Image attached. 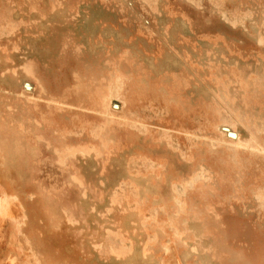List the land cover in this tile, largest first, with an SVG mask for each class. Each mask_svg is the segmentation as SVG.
I'll use <instances>...</instances> for the list:
<instances>
[{"label": "bare ground", "instance_id": "6f19581e", "mask_svg": "<svg viewBox=\"0 0 264 264\" xmlns=\"http://www.w3.org/2000/svg\"><path fill=\"white\" fill-rule=\"evenodd\" d=\"M74 9L72 0H0V180L6 188L0 211L19 202L24 239L37 251L44 248L40 264H80L67 239L75 230L86 249L110 250L119 259L111 264H163L139 243L126 242V234L134 235L131 230L142 225L127 197L133 194L137 203L151 198L154 213L167 212V220L182 230L183 264L196 256L199 264H211L207 253L200 255V245L210 243L209 220L201 215L216 209L207 199L218 195L232 203L235 197L242 211L264 207V179L253 175L264 162V135L256 128L261 125L264 134V60L242 65L252 73L240 76L230 65L237 60H223L225 46L204 41L203 57L227 62L208 77L189 62V53L198 50L178 43L188 31L182 21L160 28L157 59L126 43V32L110 26L95 7L80 8L81 20L69 35ZM251 36L264 43V33ZM72 42L76 66L70 67L74 78L69 80L64 71ZM31 77L35 93L25 90L24 80ZM125 83L131 102L118 117L110 103ZM70 90L75 94L68 102ZM155 94L160 95V126L154 136L145 120L152 114L144 116L142 105ZM198 102L214 121L196 116ZM223 123L237 127L236 141L227 140ZM42 153L62 164L72 159L64 175L66 192L52 193L36 179ZM144 159L156 162L157 169L141 170ZM241 160L252 169L243 170ZM118 210L127 211L120 222L113 215ZM105 229L111 233L105 235Z\"/></svg>", "mask_w": 264, "mask_h": 264}, {"label": "rangeland", "instance_id": "374dc122", "mask_svg": "<svg viewBox=\"0 0 264 264\" xmlns=\"http://www.w3.org/2000/svg\"><path fill=\"white\" fill-rule=\"evenodd\" d=\"M72 2L78 6V9L70 12L74 14L69 16L68 25L72 28L68 29L69 35L74 32L77 23L81 20L80 8L88 11L90 7H95L102 12L103 18L109 22L110 26L127 33L123 38L126 43L134 44L141 55L157 59H160L162 54L161 36L159 38L160 28L169 27L172 29L176 22L182 21L188 31L180 37L178 43L188 44L190 48L195 47L198 50L196 55L189 53V62L196 70L206 73L208 77L211 76V73L213 74L216 68H221L220 65L224 67L227 62H218L214 56L203 57L204 50H201L203 45L201 42L204 41H210L212 47L216 44L225 46L227 55L222 58L225 60L232 56L231 59L237 60L230 65L234 74L240 76L252 73V70H249L247 66L246 71H242L240 69L242 65L255 66L264 60V43L254 40L251 36L258 32L264 33V0H72ZM97 33L101 35L102 29H99ZM69 35L65 38H70ZM75 45L72 42L69 46V49L72 48L69 51L70 65L64 71V75L69 80L74 78L70 67L76 66L75 50L73 49H76ZM80 45L85 49L83 44ZM215 52L217 53V51ZM105 56L104 52L101 58ZM202 57L207 61V65L202 63L200 59ZM209 64L211 66H208ZM24 82L25 90L28 93L37 92L35 77L26 79ZM125 88L126 83L120 88L121 93L114 94L110 103L113 114L118 117L129 111L131 100L129 90ZM74 94V91L70 90L66 100L73 101ZM193 107L196 110V116L204 118L202 115H206L211 120H215V116L211 112H207L210 109L205 107L204 103L198 102ZM142 110L144 116H147V113L152 114V117L147 116L149 118L145 120L150 123L152 134L158 135L160 95L155 94L153 99H145ZM117 127L116 123L115 129ZM256 128L259 136L264 135L261 125L257 124ZM221 130L225 133L228 141H236L239 137L238 129L234 124L223 123ZM44 155L42 153L38 157L36 179L52 193L66 192L69 184L65 181L64 175L66 171L70 170L72 159H66V162L62 164L52 159H45ZM260 159H264V154H261ZM151 162L152 164H150ZM249 163L246 160H241L242 169H252L249 168L251 165ZM262 163L263 170L259 172L260 174H253L258 179L261 177L264 179V162ZM143 164L144 167L141 170L145 173L155 171L158 166L151 159H144ZM2 189L6 188L0 180V195ZM96 193L99 195L101 191L98 190ZM212 199L214 201L209 197L207 201L209 200L208 202L216 209L201 215L209 220L206 229L210 243L207 248L200 245V255L207 253L211 264H264V207L258 204L257 207L249 211H242V202L235 197L232 198V203H227L224 197L218 195ZM127 201L132 209L138 211L142 225L138 231H135L136 228L131 230L134 235L126 234L128 238L126 242L131 243L132 241L135 245L139 243L138 246H141L163 264H183L182 256L186 251V246L179 238L182 230L167 220L168 213L160 212V210L154 213L153 206L156 205L151 202V198L146 202L137 203L135 196L130 193ZM114 213L116 221L120 222L121 217L127 211L118 210ZM217 213L218 217H216ZM22 215V207L19 202L12 203L5 211H0V264H40L38 254L43 253L44 248L39 247L37 251L24 239L20 231V227H24L21 225ZM90 227L87 226L90 231L94 228V232L103 230L102 227L100 229ZM75 231L68 234L67 238L71 247H74L75 261L77 259L80 264L118 262L119 259L108 249L102 248L100 251L95 248L93 250L86 249L85 240L82 241V239L79 244L77 238L80 237V234ZM103 232L105 235L111 233L106 229ZM118 242L117 244H119ZM166 245L168 249L165 248ZM197 258L198 256H196ZM196 259L194 261L190 258L185 262L199 264L200 261L197 262Z\"/></svg>", "mask_w": 264, "mask_h": 264}]
</instances>
